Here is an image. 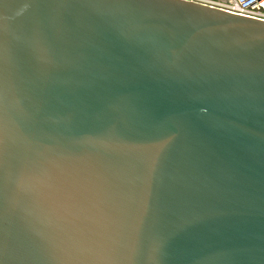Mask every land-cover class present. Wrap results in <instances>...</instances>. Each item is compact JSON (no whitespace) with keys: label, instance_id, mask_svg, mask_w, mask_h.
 I'll return each mask as SVG.
<instances>
[{"label":"water","instance_id":"water-1","mask_svg":"<svg viewBox=\"0 0 264 264\" xmlns=\"http://www.w3.org/2000/svg\"><path fill=\"white\" fill-rule=\"evenodd\" d=\"M0 264H264V21L0 0Z\"/></svg>","mask_w":264,"mask_h":264},{"label":"built area","instance_id":"built-area-1","mask_svg":"<svg viewBox=\"0 0 264 264\" xmlns=\"http://www.w3.org/2000/svg\"><path fill=\"white\" fill-rule=\"evenodd\" d=\"M264 21V0H187Z\"/></svg>","mask_w":264,"mask_h":264}]
</instances>
